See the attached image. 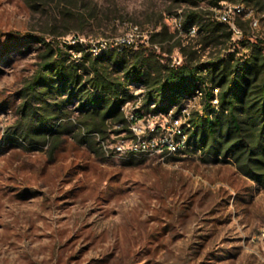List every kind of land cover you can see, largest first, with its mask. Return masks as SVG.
<instances>
[{
  "label": "rangeland",
  "instance_id": "rangeland-1",
  "mask_svg": "<svg viewBox=\"0 0 264 264\" xmlns=\"http://www.w3.org/2000/svg\"><path fill=\"white\" fill-rule=\"evenodd\" d=\"M227 4L246 8L239 35L218 20ZM142 47L177 67L264 66V0H0V264H264V189L232 158L173 140L201 113V93L153 114L133 84L125 123L101 126L45 68L90 72L104 54L103 72L121 77L111 52L133 63ZM40 75L54 88L30 90Z\"/></svg>",
  "mask_w": 264,
  "mask_h": 264
},
{
  "label": "trees",
  "instance_id": "trees-1",
  "mask_svg": "<svg viewBox=\"0 0 264 264\" xmlns=\"http://www.w3.org/2000/svg\"><path fill=\"white\" fill-rule=\"evenodd\" d=\"M199 19V14L193 13L186 21L185 29L194 27ZM220 28L221 24L215 26V30ZM145 50L143 47L138 50L133 63L111 52L110 60L116 56V66L123 73L121 77L103 72L99 62L106 61L104 54L91 63L90 72L83 64L46 63L45 68L58 79L59 88L79 94L82 111L88 116L100 117L101 126L107 119L125 123L122 108L134 99L130 92L133 84L146 87V96L156 105L149 110L153 114L167 112L171 106L179 107L180 112L185 101L201 93L205 102L201 113L189 116L188 126H183L179 130L181 134L176 133L173 140L180 143L184 136L187 146L193 145L209 157L232 158L243 175L264 189V75L261 82L254 85L264 69L259 65L260 58L252 57L242 66L233 65L230 58L210 62L204 67H177L162 63L154 52L146 56ZM200 71L208 73L200 74ZM82 73L88 75L87 81ZM53 80L50 76L40 75L30 90L39 86L53 89ZM216 89L217 96L214 95ZM216 97L219 109L211 110ZM180 150L178 146L175 151L179 153Z\"/></svg>",
  "mask_w": 264,
  "mask_h": 264
},
{
  "label": "built area",
  "instance_id": "built-area-1",
  "mask_svg": "<svg viewBox=\"0 0 264 264\" xmlns=\"http://www.w3.org/2000/svg\"><path fill=\"white\" fill-rule=\"evenodd\" d=\"M246 14V8L244 5H233V4H227L223 10H219V15H218V20L220 23L222 24H228L232 27L233 31L236 34H240V32L238 30L235 29L234 26V20L236 17H240L242 15ZM255 27H257V21H253L252 23ZM138 28L134 27L131 30V40H128L125 47H131L135 45V34L137 33ZM188 33L193 35L196 34V28L195 27H191L188 29Z\"/></svg>",
  "mask_w": 264,
  "mask_h": 264
}]
</instances>
